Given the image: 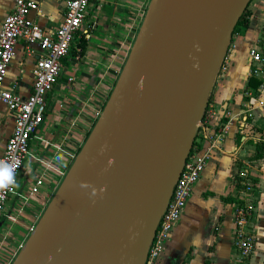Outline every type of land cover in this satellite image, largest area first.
I'll list each match as a JSON object with an SVG mask.
<instances>
[{"label":"water","instance_id":"obj_1","mask_svg":"<svg viewBox=\"0 0 264 264\" xmlns=\"http://www.w3.org/2000/svg\"><path fill=\"white\" fill-rule=\"evenodd\" d=\"M250 0H148L117 77L9 264H143Z\"/></svg>","mask_w":264,"mask_h":264},{"label":"crops","instance_id":"obj_2","mask_svg":"<svg viewBox=\"0 0 264 264\" xmlns=\"http://www.w3.org/2000/svg\"><path fill=\"white\" fill-rule=\"evenodd\" d=\"M65 1L34 0L36 9L29 10L27 16L52 28L62 17ZM147 2L89 0L85 21L92 27L91 34L84 41L76 34L68 52L61 57L56 82L46 93L43 118L30 137L16 183L3 205L0 264H9L23 243L97 117L127 55ZM11 5L12 0H0V21ZM246 13L247 24L236 27L231 33L234 50L231 57L221 63L209 94V103L218 109L223 103L232 117L223 118L227 122L222 129V139L212 148L192 186L179 218L162 244L157 264H238L232 253L236 200H225L221 196L235 198L234 173L245 159H254V144L260 140L257 133L264 129L263 110L254 108L247 115L243 105L249 86L247 80L261 81L248 74L251 63L248 48L264 47V0H250ZM37 54L35 42L25 44L17 39L6 66L3 86L15 81V91L26 96ZM243 115L244 119L240 120ZM12 124V115L0 102V152ZM249 132L254 133L249 135ZM260 155L258 166L251 170L252 179L260 189L258 216L253 225L255 244L243 264H261L264 254V149Z\"/></svg>","mask_w":264,"mask_h":264},{"label":"built area","instance_id":"obj_3","mask_svg":"<svg viewBox=\"0 0 264 264\" xmlns=\"http://www.w3.org/2000/svg\"><path fill=\"white\" fill-rule=\"evenodd\" d=\"M88 2L89 0H66L60 21L56 26L47 28L27 16L29 10L36 9L34 0H12L9 11L0 21V102L5 105L13 119L11 131L0 152V171L7 167L12 174V182L0 188V216L27 155L30 137L43 118L46 93L56 82L60 59L68 52L76 34L84 39L91 34L92 27L85 21ZM17 39H22L25 44L35 42L38 48L37 57L31 67L30 91L26 96L15 91V81L3 86L6 66L13 56V46ZM233 50L234 43L230 39L222 62L231 57ZM248 54L251 62L248 74L260 78L261 81L254 90H246L243 105L247 115L254 108L262 109L264 114V47L251 46ZM224 117L230 118L232 115L223 103L219 109L210 103L206 104L197 123L191 148L154 230L143 264H157L162 244L179 218L192 186L199 178L212 148L222 139V129L227 122ZM252 169L253 165L248 169L243 164L234 173L237 200L232 219V253L238 264H243L255 244L253 225L258 216L257 200L260 189L252 179ZM261 264H264V254Z\"/></svg>","mask_w":264,"mask_h":264},{"label":"trees","instance_id":"obj_4","mask_svg":"<svg viewBox=\"0 0 264 264\" xmlns=\"http://www.w3.org/2000/svg\"><path fill=\"white\" fill-rule=\"evenodd\" d=\"M247 6V5H246ZM247 24V13H246V7L243 9L241 15L238 17L234 27H233V30L232 32L235 30V28H239V27H244L246 26ZM80 36V39H83L84 41V38ZM82 45V44H81ZM247 83H248V89H252L254 90L257 86V83H258V80H247ZM264 149V138H261L260 137V140L256 141L255 144H254V156L259 158L261 155V152L263 151ZM254 157V158H255ZM222 199H225V200H230V201H234V200H237L236 198H234L233 196L231 195H226V196H221ZM202 264H207V262H203Z\"/></svg>","mask_w":264,"mask_h":264},{"label":"clouds","instance_id":"obj_5","mask_svg":"<svg viewBox=\"0 0 264 264\" xmlns=\"http://www.w3.org/2000/svg\"><path fill=\"white\" fill-rule=\"evenodd\" d=\"M12 182V174L10 170L5 167L2 171H0V188H4L8 183Z\"/></svg>","mask_w":264,"mask_h":264},{"label":"rangeland","instance_id":"obj_6","mask_svg":"<svg viewBox=\"0 0 264 264\" xmlns=\"http://www.w3.org/2000/svg\"><path fill=\"white\" fill-rule=\"evenodd\" d=\"M207 103H209V97H208V100H207ZM261 129V128H259ZM251 130V129H250ZM249 130V131H250ZM257 132V131H256ZM254 132L250 133L249 132V135L253 134ZM248 134V133H247ZM260 137H264V129L263 130H260L259 133H257ZM253 156V155H252ZM258 161H259V158L255 157L254 159L252 160H249V159H245L244 160V166H246L248 169L249 168H252V165H253V169H255L257 166H258ZM242 164V163H241ZM240 164V165H241Z\"/></svg>","mask_w":264,"mask_h":264}]
</instances>
